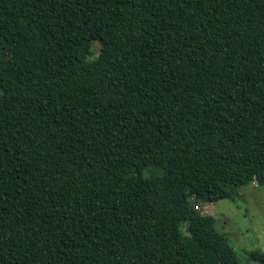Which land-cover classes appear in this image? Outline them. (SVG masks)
I'll use <instances>...</instances> for the list:
<instances>
[{"label": "trees", "instance_id": "obj_1", "mask_svg": "<svg viewBox=\"0 0 264 264\" xmlns=\"http://www.w3.org/2000/svg\"><path fill=\"white\" fill-rule=\"evenodd\" d=\"M249 184L264 0H0V264H239Z\"/></svg>", "mask_w": 264, "mask_h": 264}, {"label": "rangeland", "instance_id": "obj_2", "mask_svg": "<svg viewBox=\"0 0 264 264\" xmlns=\"http://www.w3.org/2000/svg\"><path fill=\"white\" fill-rule=\"evenodd\" d=\"M231 194L230 199L198 203L195 208L215 219V229L227 238L239 264H260L249 253H264V186L249 184L234 188Z\"/></svg>", "mask_w": 264, "mask_h": 264}]
</instances>
